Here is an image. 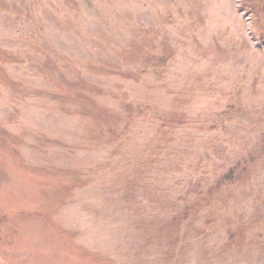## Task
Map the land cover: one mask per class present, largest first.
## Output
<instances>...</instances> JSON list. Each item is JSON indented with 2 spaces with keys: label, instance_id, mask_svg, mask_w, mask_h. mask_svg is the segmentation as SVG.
Here are the masks:
<instances>
[{
  "label": "rangeland",
  "instance_id": "374dc122",
  "mask_svg": "<svg viewBox=\"0 0 264 264\" xmlns=\"http://www.w3.org/2000/svg\"><path fill=\"white\" fill-rule=\"evenodd\" d=\"M0 264H264V0H0Z\"/></svg>",
  "mask_w": 264,
  "mask_h": 264
},
{
  "label": "trees",
  "instance_id": "16d2710c",
  "mask_svg": "<svg viewBox=\"0 0 264 264\" xmlns=\"http://www.w3.org/2000/svg\"><path fill=\"white\" fill-rule=\"evenodd\" d=\"M164 61V60H163ZM127 111L132 114L134 109L132 108V106L128 105V107H126ZM139 113H144V110L141 108L139 109ZM223 179L227 180V178H229L230 180L232 179L233 177V169L230 168V171L227 172V173H224L222 176H221ZM222 183V182H221Z\"/></svg>",
  "mask_w": 264,
  "mask_h": 264
}]
</instances>
